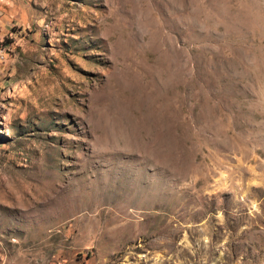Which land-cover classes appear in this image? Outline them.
I'll return each mask as SVG.
<instances>
[{
	"label": "rangeland",
	"instance_id": "374dc122",
	"mask_svg": "<svg viewBox=\"0 0 264 264\" xmlns=\"http://www.w3.org/2000/svg\"><path fill=\"white\" fill-rule=\"evenodd\" d=\"M0 264H264V0H0Z\"/></svg>",
	"mask_w": 264,
	"mask_h": 264
},
{
	"label": "built area",
	"instance_id": "2783aa9c",
	"mask_svg": "<svg viewBox=\"0 0 264 264\" xmlns=\"http://www.w3.org/2000/svg\"><path fill=\"white\" fill-rule=\"evenodd\" d=\"M5 53H6L5 46L0 40V62L3 60Z\"/></svg>",
	"mask_w": 264,
	"mask_h": 264
}]
</instances>
